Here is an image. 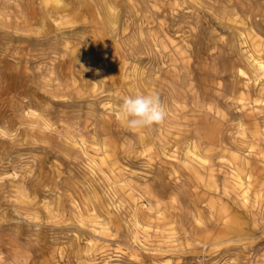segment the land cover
Here are the masks:
<instances>
[{
    "label": "rangeland",
    "instance_id": "obj_1",
    "mask_svg": "<svg viewBox=\"0 0 264 264\" xmlns=\"http://www.w3.org/2000/svg\"><path fill=\"white\" fill-rule=\"evenodd\" d=\"M258 58L264 0H0V264H264Z\"/></svg>",
    "mask_w": 264,
    "mask_h": 264
},
{
    "label": "bare ground",
    "instance_id": "obj_2",
    "mask_svg": "<svg viewBox=\"0 0 264 264\" xmlns=\"http://www.w3.org/2000/svg\"><path fill=\"white\" fill-rule=\"evenodd\" d=\"M108 9V8H107ZM109 10V9H108ZM112 14V13H111ZM247 40V39H246ZM254 66H255V68L258 70V71H260L261 73H262V75H263V77H264V61L263 60H261V58H258V59H255V61H254ZM254 72V71H253ZM254 76V75H253ZM253 76H251L252 78H253ZM250 77V76H249ZM254 79V78H253ZM257 79H258V77H257ZM256 79V80H257ZM260 80H261V78H260ZM252 81V80H251ZM262 81V80H261ZM260 81V82H261ZM252 83H253V81H252ZM262 83V82H261ZM247 84V83H246ZM264 84V83H263ZM27 116H32V117H34V118H40V116L39 115H37L36 114V112H34V111H32V110H30L27 114H26ZM25 115V116H26ZM42 118V117H41ZM40 118V119H41ZM43 119V118H42ZM44 121V120H43ZM44 123V122H43ZM50 123H48V122H46L45 121V126H44V128H43V126L42 125H36V127L37 128H39V129H42V130H46V129H48V130H50V131H52V132H57L56 130H54V129H52V124H50ZM26 125V124H25ZM32 126H34V125H32ZM58 126H60V125H58ZM26 127H28V126H26ZM61 127H63V126H61ZM29 129H33V128H29ZM217 130H218V128H216ZM58 130V129H57ZM216 130V131H217ZM46 132V131H45ZM215 132V131H214ZM31 133H32V131H31ZM58 133V132H57ZM40 134V133H39ZM58 134H60L61 136H63L64 138H65V140L66 141H68L70 144H71V146L72 147H74V148H77V149H80L81 151H82V153L88 158V160L89 161H91V164L95 167V168H98V169H100V171L101 172H104V166H106V160H103V161H101L100 163H98V159H96V158H94L93 156H91L90 154H89V152H88V147H87V145H86V142L85 141H83V140H76V139H73V138H69V137H67V136H65V135H63V134H61V133H58ZM57 136V135H56ZM215 136V137H214ZM58 137V136H57ZM216 138V135H213L212 137H211V142L212 143H216V142H218V140H216L215 139ZM59 139H61V138H59ZM80 139V138H79ZM220 141V140H219ZM210 144V143H209ZM90 147V146H89ZM207 148H208V146H207ZM93 149V148H92ZM96 149V148H95ZM98 149V148H97ZM74 150V149H73ZM211 150V149H210ZM224 150V149H223ZM94 151V150H93ZM77 152V151H76ZM194 154V152H192V155ZM202 155V154H201ZM202 157V156H201ZM211 158V157H210ZM219 158H221V157H219ZM198 159H200V158H198ZM191 160V159H190ZM201 160V159H200ZM202 161V160H201ZM110 162H111V160H110ZM195 162V161H194ZM194 162H192V163H194ZM205 162V161H204ZM111 164H112V162H111ZM199 164V163H198ZM91 165V166H92ZM110 165V164H109ZM188 165V164H187ZM200 166V165H199ZM109 167V166H108ZM92 168V167H91ZM191 168V167H190ZM205 168V167H204ZM107 169V168H106ZM192 169V168H191ZM209 168H207V170H208ZM211 169V168H210ZM108 170V169H107ZM232 171V170H231ZM236 171V170H235ZM111 172H113V171H111ZM223 172V171H222ZM231 173V172H230ZM214 174H215V172H214ZM223 174V173H222ZM234 174V173H233ZM235 175V174H234ZM239 175V174H238ZM237 175V181L241 184V179H240V176H238ZM210 176V175H209ZM232 176V175H231ZM236 176V175H235ZM230 178V177H229ZM233 178V177H232ZM113 179V178H112ZM110 180V179H109ZM217 180H218V178H217ZM234 180V179H233ZM110 181H112V180H110ZM235 181V180H234ZM112 183V182H111ZM121 183V182H120ZM235 183H237V182H235ZM230 184H231V182H230ZM112 185H114L113 183H112ZM120 185V184H119ZM123 185V184H122ZM242 186H243V183L241 184ZM114 187H116V186H114ZM119 187V186H118ZM117 187V188H118ZM116 189V188H115ZM119 189V188H118ZM120 191V190H119ZM135 192V191H134ZM139 192V191H138ZM223 192H224V190H223ZM133 193V192H132ZM136 193V192H135ZM133 195V194H132ZM125 196H127V195H125ZM142 195H138V198H137V204H136V202H135V204H136V208H134V212H133V217H134V221H132V222H134V224H136V225H138L139 223H140V221H139V212H140V210H142L141 208H140V206H141V204H142V206H145V208L146 209H149V210H151V207L149 206V204H144L143 205V202H142V200H141V197ZM134 198V197H133ZM125 200V199H124ZM127 200V199H126ZM131 200V199H130ZM141 200V201H140ZM118 201H119V199H118ZM129 201V200H128ZM133 202V201H132ZM119 203H120V201H119ZM132 206V205H131ZM132 208V207H131ZM213 208V206L211 207V209ZM146 211V210H145ZM148 211V210H147ZM146 213V212H145ZM220 213L221 214H219L220 215V221H222L221 222V227H222V229H220L221 230V232H222V236H217V237H213L212 238V236L211 237H209L208 236V238L207 239H209V241H213L212 243L213 244H218V243H224V242H226V241H228L229 240V235H230V233H231V221L228 219V216H227V210L223 207L222 208V210L220 211ZM141 221H142V219H140ZM218 224V223H217ZM139 226V225H138ZM219 226V225H218ZM225 234V235H224ZM206 243L208 244V243H211V242H208V241H206Z\"/></svg>",
    "mask_w": 264,
    "mask_h": 264
},
{
    "label": "clouds",
    "instance_id": "obj_3",
    "mask_svg": "<svg viewBox=\"0 0 264 264\" xmlns=\"http://www.w3.org/2000/svg\"><path fill=\"white\" fill-rule=\"evenodd\" d=\"M120 114L130 129L159 125L167 118L166 108L159 95L143 92L125 96L120 105Z\"/></svg>",
    "mask_w": 264,
    "mask_h": 264
}]
</instances>
